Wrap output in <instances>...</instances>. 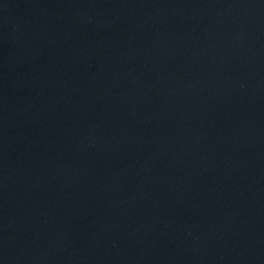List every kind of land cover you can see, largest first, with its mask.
Wrapping results in <instances>:
<instances>
[{
	"label": "water",
	"instance_id": "obj_1",
	"mask_svg": "<svg viewBox=\"0 0 264 264\" xmlns=\"http://www.w3.org/2000/svg\"><path fill=\"white\" fill-rule=\"evenodd\" d=\"M0 264H264V0H0Z\"/></svg>",
	"mask_w": 264,
	"mask_h": 264
}]
</instances>
